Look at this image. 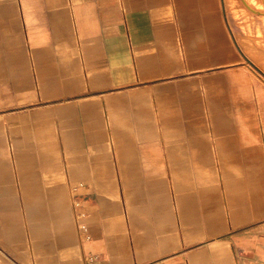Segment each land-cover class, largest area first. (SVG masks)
<instances>
[{"label": "crops", "instance_id": "obj_1", "mask_svg": "<svg viewBox=\"0 0 264 264\" xmlns=\"http://www.w3.org/2000/svg\"><path fill=\"white\" fill-rule=\"evenodd\" d=\"M253 1L0 0V264H264Z\"/></svg>", "mask_w": 264, "mask_h": 264}, {"label": "rangeland", "instance_id": "obj_2", "mask_svg": "<svg viewBox=\"0 0 264 264\" xmlns=\"http://www.w3.org/2000/svg\"><path fill=\"white\" fill-rule=\"evenodd\" d=\"M253 23H254V26L261 24V23H259V20L256 19V16H254V18H253ZM242 25H245V24L242 23ZM249 32H252V36L257 38L259 40L258 42L261 43V40L264 38V34H262V32H261L260 26H258V30L256 33H254L252 29H250Z\"/></svg>", "mask_w": 264, "mask_h": 264}, {"label": "bare ground", "instance_id": "obj_3", "mask_svg": "<svg viewBox=\"0 0 264 264\" xmlns=\"http://www.w3.org/2000/svg\"><path fill=\"white\" fill-rule=\"evenodd\" d=\"M253 1V0H252ZM259 1V0H258ZM258 1H257V3H258ZM254 2V1H253ZM256 2V1H255ZM263 6V5H262ZM235 8V7H234ZM263 10V9H262Z\"/></svg>", "mask_w": 264, "mask_h": 264}]
</instances>
